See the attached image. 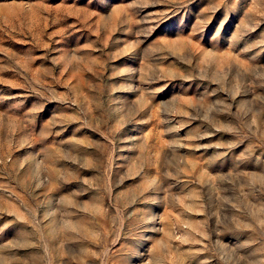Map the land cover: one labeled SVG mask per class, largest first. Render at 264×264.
<instances>
[{"label": "rangeland", "instance_id": "obj_1", "mask_svg": "<svg viewBox=\"0 0 264 264\" xmlns=\"http://www.w3.org/2000/svg\"><path fill=\"white\" fill-rule=\"evenodd\" d=\"M0 264H264V0H0Z\"/></svg>", "mask_w": 264, "mask_h": 264}]
</instances>
